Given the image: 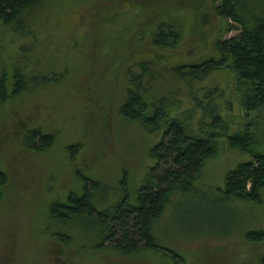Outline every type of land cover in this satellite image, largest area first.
<instances>
[{"label":"rangeland","instance_id":"obj_1","mask_svg":"<svg viewBox=\"0 0 264 264\" xmlns=\"http://www.w3.org/2000/svg\"><path fill=\"white\" fill-rule=\"evenodd\" d=\"M244 1L251 9L264 4ZM218 2L38 0L21 22L0 24V69L19 67L27 80L0 102V167L7 173L0 264H264V185L258 200L223 190L227 169L249 157L227 134L247 128L251 147L264 150V107L244 111L228 67L202 77L173 67L217 55L215 39L238 31V22L226 27L233 20L216 11ZM160 19L177 28L174 44L152 43ZM137 81L148 112L150 103L165 102L157 127L119 110L126 86ZM172 118L191 133L213 135L216 150L186 187L169 192L152 223L159 245L122 251L107 239L98 243L101 230L88 215L50 221V200L82 191L85 176L98 180L87 183L96 207L124 195L135 202L154 161L150 147ZM35 127L53 131V142L27 146L24 135ZM251 228L262 233L248 237Z\"/></svg>","mask_w":264,"mask_h":264},{"label":"trees","instance_id":"obj_2","mask_svg":"<svg viewBox=\"0 0 264 264\" xmlns=\"http://www.w3.org/2000/svg\"><path fill=\"white\" fill-rule=\"evenodd\" d=\"M35 1L38 0H0V24L12 20L21 22L22 12ZM244 3L247 1L219 0L215 4L217 12L233 20L228 21L227 28L232 27L234 22L239 23L237 32L215 39L217 55L185 63L186 68H181L184 63H177L173 67L183 76L186 74L190 77H202L213 69L228 67L234 73L240 104L244 111H248L264 107V4L251 9ZM154 27L153 44L163 46L176 42L178 31L170 22L160 19ZM45 76L43 73L36 75V80ZM26 83V75L21 68L15 67L11 74L4 68L0 69V102L24 88ZM140 86L138 81L135 86H126L119 110L126 117L137 119L148 127H157L164 115L165 102L160 98L158 103H150L153 108L148 112L150 105ZM54 137L53 131L35 127L24 135V142L29 147L42 149L50 145ZM227 137L231 144L248 151L249 157L227 169L223 190L236 197L260 199V189L264 185V150L251 147L252 134L247 128L229 133ZM215 150L213 135L191 133L180 121L169 119L159 138L150 147L154 161L138 187L135 202L124 195L110 205L96 207L92 200L94 189L87 183L97 184L98 180L85 176L82 191L71 189L65 198L50 200V221L63 224L71 217L78 219L88 215L101 230L98 243L107 239L113 243L110 245L122 251L146 243L159 245L152 232V223L162 211L169 192L177 186L186 187V182L196 175L203 159ZM6 179V171L0 167V192ZM261 233L259 228L246 231L248 237Z\"/></svg>","mask_w":264,"mask_h":264}]
</instances>
